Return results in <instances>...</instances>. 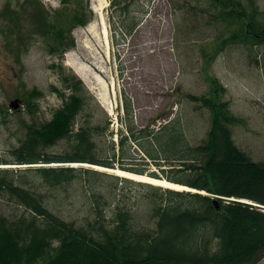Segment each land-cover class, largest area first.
I'll return each instance as SVG.
<instances>
[{
	"label": "rangeland",
	"instance_id": "rangeland-1",
	"mask_svg": "<svg viewBox=\"0 0 264 264\" xmlns=\"http://www.w3.org/2000/svg\"><path fill=\"white\" fill-rule=\"evenodd\" d=\"M40 1L51 14L50 21L60 10L75 6L86 10L89 3L94 17L87 25L72 29L76 46L60 54L50 52L43 35L35 32L32 15H19L16 23L0 13V160L14 158L13 150L25 137V123L40 125L51 120L63 105V96L52 87L71 94L73 87L63 79L71 74L84 86L78 91L84 103L75 128L101 127L94 136L99 156L110 158L107 151L114 149L116 166L161 178L188 179L191 174L180 166L181 158L189 157L190 149L205 140L211 122L209 108L188 94L211 95V76L227 87L224 98L229 100L231 111L245 120L233 127L236 144L254 160H264V43L238 41L246 35L251 17L259 26L264 25V0H257L255 6L240 0L246 11L227 0H113V4L112 0ZM22 3L0 0V10L8 4L22 10ZM254 10L256 14L249 15ZM68 17L63 15L64 25ZM134 21L136 26L129 33ZM35 87L43 96L37 100L38 108L29 109L22 98ZM16 99L21 104L11 107ZM126 101L129 114L124 109ZM107 117L113 120L105 129ZM126 122L134 125L136 136H141V129L154 131V136L139 142L128 139L121 145L122 135H127ZM177 129L182 132L179 142L172 133ZM176 142L169 150L168 146ZM74 145V137H69L45 151L64 155L73 152ZM122 151L125 157H121ZM40 165L0 167L13 169L18 185L40 196L53 213L95 236L101 234L102 226L112 227L117 222L120 209L130 212L134 230H156L154 208L177 203L163 191L166 186L158 189L133 178L134 182L125 181L121 176L78 174L71 181L54 185L33 170ZM47 166L90 167L77 162ZM187 188L173 189L190 191ZM0 214L15 220L30 213L7 190L0 189ZM258 264H264V258Z\"/></svg>",
	"mask_w": 264,
	"mask_h": 264
},
{
	"label": "trees",
	"instance_id": "trees-1",
	"mask_svg": "<svg viewBox=\"0 0 264 264\" xmlns=\"http://www.w3.org/2000/svg\"><path fill=\"white\" fill-rule=\"evenodd\" d=\"M227 1L231 6L240 4L246 11L240 0ZM247 1L255 6L257 0ZM111 2L113 4V0ZM89 5L86 10L79 6L68 8V11L60 10L54 21L49 20L48 15L51 14L40 0H23L22 10L12 9L8 4L0 13L16 23L20 20L19 15H32L33 29L43 35L49 51L63 54L76 46L72 29L77 25H87L93 19ZM125 6L129 11V5ZM249 13L254 15L256 11ZM63 15H69L67 25L62 23ZM252 18L247 22L244 41L264 43V25L259 26ZM135 26L136 21L130 26L129 33ZM7 40L9 43L8 36ZM63 79L67 86L73 87V92L66 95L53 86L54 91L63 96V105L54 111L49 121L40 125L25 123V137L13 150L14 158L0 160V164H42L33 170L54 185L71 181L78 174L116 176L90 167L47 166L50 163L77 162L116 169L114 149L107 151L110 158L99 156L100 149L94 136L102 128L84 125L75 128L76 119L83 109L84 98L78 92L84 88L83 82L72 74ZM209 81L211 95L188 94L191 100L209 108L211 114L205 140L190 149L189 157L181 158L180 166L191 176L188 179L165 176L196 191L164 189L177 203L154 208L156 230H134L130 212L120 209L117 222L112 227L102 226L101 234L95 236L86 228L77 227L74 222L53 213L40 196L18 185L13 169L0 167V189L7 190L30 213L22 214L15 220L0 214V264H37L40 261L42 264L259 263L264 258V211L254 204L264 206V160H254L236 144L233 127L243 124L245 120L229 108V102L224 100L226 89L220 81L215 76H211ZM42 96L43 92L35 87L26 91L22 101L29 109L38 108L37 100ZM125 109L129 114L127 101ZM111 122L112 118L107 117L104 128L108 129ZM134 128L131 122H126L127 135H122L119 144L124 145L128 139L139 142L141 138H149L151 134L154 136V131L150 129H141V136H136ZM179 130L172 132L177 142L182 137ZM69 137L75 139L73 152L52 155L45 151ZM177 142L168 149L174 148ZM146 152L155 158L149 150ZM121 157H125L123 151ZM118 167L148 174L144 170L129 169L123 165ZM244 199L247 202L242 201ZM214 200H217L218 207Z\"/></svg>",
	"mask_w": 264,
	"mask_h": 264
},
{
	"label": "bare ground",
	"instance_id": "bare-ground-1",
	"mask_svg": "<svg viewBox=\"0 0 264 264\" xmlns=\"http://www.w3.org/2000/svg\"><path fill=\"white\" fill-rule=\"evenodd\" d=\"M104 1H106V0H104ZM106 3H107V1H106ZM102 16L104 17V15H102ZM104 23H105V20H104ZM105 34H106V37H107L108 36V30H107V27H106V23H105ZM113 110H111V111H113ZM84 164L85 165H92V164H88V163H84ZM92 166L96 167L97 169H100V170L103 169L105 171L114 173V174L122 176V177H127V178H130V179L133 178V180L136 179V181L140 180V182L145 181L146 183L149 182L150 184L157 185V186H161V185H162V187L166 186L165 188H170V187H173V188L174 187L186 188V187H188L186 185L170 181V180H168L166 178H161L160 177V179H158V177H153V176H150L149 174H139V173H135V172H132V171H129V170H124V169H120V168L113 169V168H107V167H103V166H99V165H92ZM163 179H165V180H163ZM173 183H176V184H173ZM177 184H179V185H177ZM181 185H183V186H181ZM184 186H186V187H184ZM173 188H171V189H173ZM188 189L191 190V191H196V189L191 188V187H188L185 190H188ZM174 190H177V189H174Z\"/></svg>",
	"mask_w": 264,
	"mask_h": 264
},
{
	"label": "water",
	"instance_id": "water-1",
	"mask_svg": "<svg viewBox=\"0 0 264 264\" xmlns=\"http://www.w3.org/2000/svg\"><path fill=\"white\" fill-rule=\"evenodd\" d=\"M21 104V101L19 100V99H16V100H13V101H11V107H14V108H18L19 107V105ZM214 203L217 205V207H218V202H217V200H214Z\"/></svg>",
	"mask_w": 264,
	"mask_h": 264
},
{
	"label": "crops",
	"instance_id": "crops-1",
	"mask_svg": "<svg viewBox=\"0 0 264 264\" xmlns=\"http://www.w3.org/2000/svg\"><path fill=\"white\" fill-rule=\"evenodd\" d=\"M198 71H199V69H198Z\"/></svg>",
	"mask_w": 264,
	"mask_h": 264
}]
</instances>
